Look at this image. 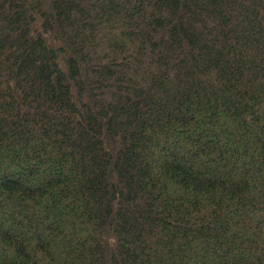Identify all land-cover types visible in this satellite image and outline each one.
Wrapping results in <instances>:
<instances>
[{"label": "trees", "instance_id": "trees-1", "mask_svg": "<svg viewBox=\"0 0 264 264\" xmlns=\"http://www.w3.org/2000/svg\"><path fill=\"white\" fill-rule=\"evenodd\" d=\"M0 264H264V0H0Z\"/></svg>", "mask_w": 264, "mask_h": 264}]
</instances>
